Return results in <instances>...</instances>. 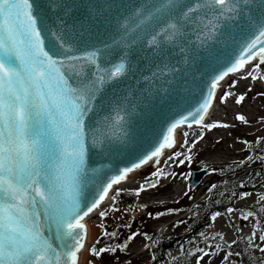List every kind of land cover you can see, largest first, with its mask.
Segmentation results:
<instances>
[{"label": "snow or ice", "instance_id": "1", "mask_svg": "<svg viewBox=\"0 0 264 264\" xmlns=\"http://www.w3.org/2000/svg\"><path fill=\"white\" fill-rule=\"evenodd\" d=\"M45 3L50 10L53 6L66 12L69 10L66 0H45ZM248 3L249 0H194L182 17L187 20L191 14L207 8L222 17L229 14L228 18H233L231 14H238L239 6ZM167 6L177 8L181 3L180 0H167ZM211 24L209 20L208 25ZM46 29L48 25L40 15L37 0H0V264H78V254L85 246L87 234L82 221L100 207L113 187L126 181L131 172L150 161L159 164L158 158L164 150L175 147L177 128L185 124L191 128L192 122L209 130L230 127L227 123H205L216 99V90L227 76L258 60L253 70L241 78H262L253 72H259L260 65L264 64V22L257 26V33L245 44L236 62L214 78L203 102L172 123L162 142L151 153L106 182L102 181L99 195L82 211L81 196L87 187L89 150L110 139L107 136L100 139L99 132L94 130L95 125L88 127L86 122L94 112L104 86L125 76L129 68L121 60L101 72L97 53L73 54L74 38L70 35L59 37V43L53 42V49L45 50L42 31ZM180 30L181 24L173 22L164 28L161 35L174 39ZM78 61H83V65H78ZM85 65H91L94 75L76 71L77 67ZM235 86V81L229 85L230 88ZM230 97H235L236 105L245 101V95L236 96L232 91L224 92L219 101L227 105ZM119 119L123 120V117ZM235 119L247 123L243 115H236ZM195 144L187 146L185 141L182 146L187 147V152L174 153L169 160L178 161L177 166L185 162L190 165L193 160L190 153ZM181 156L184 159H180ZM247 159L253 161L255 158L249 156ZM163 175L159 169L152 173L155 177ZM185 175L191 176V173ZM158 183L157 180L141 185L135 195L139 196L149 187L156 188ZM119 194L120 190H117L112 200ZM243 195L246 197L252 193ZM260 200L264 202V196ZM110 210L118 209L112 207ZM228 211L231 213L233 209ZM107 214V211L100 212L102 218ZM219 215L216 213L212 220ZM253 215L249 211L242 218L247 220ZM41 216L45 217L53 232L52 238L44 235ZM137 235L139 233L130 236L128 242ZM103 236L116 237L117 233L105 230ZM220 238L223 239L222 236ZM52 239L58 243L54 245ZM259 239L264 241V236ZM128 242L100 249L93 246L90 252L94 256L115 253L127 249ZM256 247L264 252V248ZM208 255L210 253H204V256Z\"/></svg>", "mask_w": 264, "mask_h": 264}, {"label": "water", "instance_id": "2", "mask_svg": "<svg viewBox=\"0 0 264 264\" xmlns=\"http://www.w3.org/2000/svg\"><path fill=\"white\" fill-rule=\"evenodd\" d=\"M66 3L67 12L54 6L50 10L45 0H37L40 15L48 25L42 31L45 50L53 49V42L59 43V37L70 35L74 38L73 54L97 53L101 72L121 60L129 68L125 76L104 86L86 122L88 127L95 125L100 139L105 136L110 139L89 150L87 187L81 196L83 211L99 195L102 181L106 182L151 153L172 123L203 102L214 78L236 62L245 44L257 33V26L264 22V3L249 0L246 6H239L238 14H231L233 18L202 8L187 20L182 13L194 0H180L181 6L177 8L168 7L167 0H66ZM177 21L181 30L174 39L161 35L168 24ZM256 62L252 61L244 69ZM76 63L83 65L84 62ZM76 71L94 75L91 65L77 67ZM218 89L215 101H218ZM192 124L191 128L187 124L177 128L175 133L201 127ZM257 163L255 159L249 168ZM207 176L206 169L193 172L191 188L196 189ZM208 188L205 184L203 190ZM89 216L82 221L84 224ZM40 224L44 235L52 238L53 232L44 216L40 217ZM88 237L87 230L78 264L82 263ZM52 243L55 245L58 241L52 239Z\"/></svg>", "mask_w": 264, "mask_h": 264}, {"label": "rangeland", "instance_id": "3", "mask_svg": "<svg viewBox=\"0 0 264 264\" xmlns=\"http://www.w3.org/2000/svg\"><path fill=\"white\" fill-rule=\"evenodd\" d=\"M253 74L262 78L253 80L251 76H248V79L236 76L222 88L221 95L227 91L234 92L236 96L245 95V101L240 105L234 103L235 97H230L227 105L219 101L221 113L214 121L227 123L230 127L207 129V132L202 129L181 130L178 138L179 147L173 154L187 152V147L182 145L190 133L197 131L200 136L203 135L202 140L199 136L195 141V147L190 153L193 156L190 165L185 162L177 166L178 161L169 160L168 157L158 165L144 169L133 177L137 185L135 189L120 190L112 205L105 210L108 214L103 218L99 214L88 222L92 237L90 246L84 252L82 264H153L151 250H159V245L165 242H170L171 246L162 251L163 260L160 264L175 263L185 252L189 255L199 253L197 264H223L227 259V253L221 247L232 246L237 236L240 241L254 248L255 254L264 262V252L256 247L259 245L264 248V241L259 239L261 235L257 233L254 216L247 220L242 218L249 211L252 212L259 207L264 208V202L260 200V197L264 196V163L260 161L255 167L249 168L257 158L255 157L253 161L247 159L253 156L252 150L256 142L264 139V119H262L264 118V65L261 64L260 71ZM234 81L235 88H230L229 85ZM236 115L245 116L247 123L236 120ZM185 132L188 133L187 136L184 135ZM207 133L213 138L207 139ZM245 141L248 143L245 144ZM191 145L187 143V146ZM180 159L184 157L181 156ZM243 166L245 168L236 172L235 176L227 177L228 184H232L236 178L253 180L255 177H251L250 174L254 171L259 172L261 176L259 182L261 186L250 192L252 195L230 197L226 202L225 215L217 216L207 226L191 229L194 219L189 217L188 212L204 206L211 191L223 183L224 180L222 181L220 176L223 171H231ZM158 169L165 175L152 176V173ZM201 169L208 170V176L201 185L192 189L190 186L192 173ZM169 173L173 175H168ZM186 173H191V176H186ZM157 180L159 183L156 188L149 187L146 191L140 192L139 196L135 195L141 185ZM205 184H208L209 188L204 191ZM120 195L134 198L135 206L119 207L116 211L110 210L116 205ZM229 209L233 211L229 213ZM161 225L167 227L162 234H159ZM105 230L108 233L116 232L117 236L105 237L103 236ZM135 233L139 235L128 242V238ZM145 234L152 239L149 241ZM221 236L223 239L220 238ZM100 239L104 240L103 247L122 245L125 242H128V247L115 253L107 252L94 256L90 249ZM206 242H208L207 250L202 252L201 248ZM205 252L210 255L204 256Z\"/></svg>", "mask_w": 264, "mask_h": 264}, {"label": "trees", "instance_id": "4", "mask_svg": "<svg viewBox=\"0 0 264 264\" xmlns=\"http://www.w3.org/2000/svg\"><path fill=\"white\" fill-rule=\"evenodd\" d=\"M199 136L200 134L197 131H194L193 133H190L185 140L188 144H193L199 138ZM252 153L254 158L264 157V139L256 142ZM261 162L264 163V159H261ZM242 168H245V166L237 169H232L231 171H223L220 175L221 180H224L223 183H221L211 191L207 201L204 203V206L200 207L199 209L194 208L188 212L189 217L194 219V223L190 226L191 229L207 226L208 224H210L212 217L216 213L225 215V210L227 209L226 202L230 197L237 198L244 193L253 192L261 186L259 185L261 176L259 172L254 171L250 174L251 177H255L253 180L236 178V180L232 184H228L226 180L227 177L235 176L236 172L243 170ZM135 204L136 200L134 198L131 199L124 195H120L118 197V202L114 207L119 208L123 206H135ZM252 212L254 213L253 216L256 221L257 233H259L261 236H264V208L259 207ZM197 217L199 219H196ZM253 239L254 238H252V240ZM103 241V239H100L99 243L95 244V247L97 249L103 248ZM207 243L208 242H206L205 245L203 244V247L201 248L202 252L207 250ZM169 246H171V243L165 242L164 244L159 245V250H151L154 258L153 264H160L162 262V251L167 250ZM221 248L223 249V251H226L227 254L232 253V255H227V259L223 264H264L259 256L255 254V249L252 248L249 244L240 241L238 236L232 246L227 247L222 245ZM199 258V253L189 255L187 254V252H185L181 257L178 258L177 262L172 264H197Z\"/></svg>", "mask_w": 264, "mask_h": 264}, {"label": "bare ground", "instance_id": "5", "mask_svg": "<svg viewBox=\"0 0 264 264\" xmlns=\"http://www.w3.org/2000/svg\"><path fill=\"white\" fill-rule=\"evenodd\" d=\"M257 63H258V62H256L255 64L249 66L248 68H246V69L240 71L239 73L233 75L232 77H230V78L224 80V81L220 84L219 89H218V101H214V103H213V107H212V109L209 111V115L207 116L205 123H208V124L213 123V122H215L214 120H216L218 117H220L221 106L219 105V98H220V96H221L223 86H224L229 80L231 81V79L234 78V77H236V76H242V77H243V76H247L248 73H249V71H252L253 68H254V66H255ZM200 129H202V130H204V131L207 130V128H203V127H200L198 130H200ZM206 132H207V131H206ZM180 133H181V130H177V131H176V133H175V135H176V145H175V147H174L172 150H164V156L158 158V159H159V163L163 162L165 159H167L168 157H170V156L173 154V152H175V150L179 147L178 138H179ZM207 134H208V133H207ZM205 135H206V134H205ZM205 135H204V136H205ZM206 137H207V139H208V138H213V136H212V135H209V134L206 135ZM155 164H156V163L153 161V162H151V163H149V164L143 166V167L140 168L139 170L130 173V174H129V177H128V180H129V181H127V182H122V183L119 184V185H115V186L113 187V189H112V193H109V197L107 198V201H103V203L101 204V206L99 207V209H98L97 211H95L94 213H92V214L89 216L88 219H86V221H85V225H87V230H88V235H89V237H88V241H87V244H86V249L90 246V243H91V242H90V238L92 237V236H91L90 227H89L88 222H89L90 220L94 219L96 216H98V215L100 214L101 211H105L107 208H109V207L112 205V203H113L112 197H113V195L117 192V190H122V189H135L137 185H136L135 181L133 180V177H134L135 175L140 174L144 169H146V168H151V167L154 166ZM157 165H158V164H157ZM166 227H167L166 225H161L160 228H159V230H158V231H159V234H162V233L165 231ZM86 249H85V250H86ZM82 261H83V259H82ZM81 264H82V263H81Z\"/></svg>", "mask_w": 264, "mask_h": 264}, {"label": "flooded vegetation", "instance_id": "6", "mask_svg": "<svg viewBox=\"0 0 264 264\" xmlns=\"http://www.w3.org/2000/svg\"><path fill=\"white\" fill-rule=\"evenodd\" d=\"M257 160H258V162H260L261 161V158H257Z\"/></svg>", "mask_w": 264, "mask_h": 264}]
</instances>
